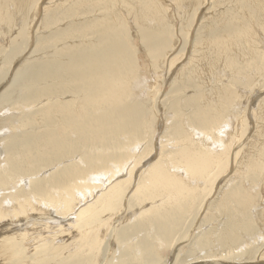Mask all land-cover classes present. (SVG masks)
Listing matches in <instances>:
<instances>
[{"label": "bare ground", "instance_id": "obj_1", "mask_svg": "<svg viewBox=\"0 0 264 264\" xmlns=\"http://www.w3.org/2000/svg\"><path fill=\"white\" fill-rule=\"evenodd\" d=\"M70 1L72 0H63L64 5L55 6L50 0L48 3L52 4L47 6L40 16L47 19L50 8L54 10L65 8ZM73 1L83 5L81 8L83 11L89 9L88 5L86 7L87 1H94L93 11L99 12L84 11L81 14L74 11L78 8L72 9L77 14L65 18L57 29L66 32L71 28L83 33L77 34L78 37L67 36L59 39L57 33L60 32H55L57 29L49 31L48 35H54L59 40L57 42L54 39L53 42L56 44H52L53 47L49 48L50 57L45 59L46 62L38 63L37 60H31L29 68L21 67L22 61L19 57L26 53L33 55L35 51L26 52L25 48L21 52L24 46L21 44L22 40L26 35L28 36L24 27L17 26L18 28L13 29L16 35L9 42V47L7 42H4L8 49L3 50V47H0L1 66L21 53L16 58V62L9 67L6 75L15 72L11 83L17 85L13 86H17L19 91L24 87L30 88L28 97H38L30 104L35 109L25 122L33 128L44 127L43 137L46 146L42 149L34 133L24 134L21 138L9 134L3 137L0 135V144L5 141L0 153H3V161L9 165V169L0 167V262L45 264V260L65 254L57 264H169V260L171 264H264V248L262 250L258 248L259 237L255 236L254 231L260 225L258 217L256 216L255 220L250 216L237 218L225 205L226 200H232L239 207L248 206L251 198L256 196L254 187L257 184H252L249 188L253 195L242 183H235L229 188L225 198L218 201L219 205L215 207L227 215L224 222L217 223L218 229L216 226L205 231L201 228L203 225L197 224L200 221L198 218L203 220L202 216L208 217L209 209L215 206L218 200L213 198L208 201L217 177L214 181L205 178L204 162L210 159L205 156L207 152L201 149L217 151L226 146V149L231 151L242 140L241 138L240 141H235L234 137L229 143L231 136H234L232 130L234 128L241 130L242 119L248 117L252 120L256 119L260 109L263 100L257 102L255 108H249L248 105H244L245 101L240 94L245 90H252L244 86L245 82L251 79L255 82L261 80L259 75L253 77L252 75L262 69L263 57L261 56L260 60V56L257 57L255 52H250L249 58L241 62L234 57V54H229L224 58V62L217 64V70L211 74L215 79L210 77L206 79L207 77L203 76L206 80L203 84H201L203 79L199 82L195 77L193 78L195 81L191 76L186 77L190 74L188 68H182L184 72L181 74L191 82L182 77L180 82H168L170 85L167 89L168 94L161 96L162 92L160 93L156 87L157 90H154L155 93L150 96L147 92L143 93L142 88L147 85L146 77L135 74L137 65L126 46L130 43L133 46L131 37L136 36L144 56L156 59L153 61L157 66L159 62L166 60V53L174 48L170 47L169 35L164 32L163 26L168 21L162 24L161 20L164 18L159 22L155 21L156 23L154 20L144 18L143 27L138 28L129 19L128 23L135 31L132 34L130 27L128 30L125 21L117 15L115 8L127 13L129 2L135 9L137 8L136 13L137 10L142 12L147 6V4L143 5L144 0H142L144 3L139 2L140 0ZM193 1L185 0L184 5H192ZM28 2L29 0H11L9 4L7 3V9H10L9 17H12L14 11H19L18 17L22 18L27 13ZM241 5L246 16L235 18L236 14H231L229 23L224 27L226 31H230L229 33L248 34L250 24L254 22L255 14L250 11L248 4L241 3ZM2 6L0 0V8ZM154 7L150 5L149 8ZM4 12L0 9L1 17H4ZM36 15L28 27H32L33 23L35 25ZM14 16L16 17L17 14ZM57 24L47 25L52 26L53 29ZM6 26L7 20L4 18L2 22L0 19V29L5 31L8 29ZM9 31L11 32L12 29ZM10 32L5 35L9 36ZM208 38L213 48L217 47L220 50L219 54L222 56L226 54L222 48L223 43L220 44L222 39L218 35H212L210 32ZM38 40L39 38L35 36L33 43L35 47ZM245 44L246 42L240 41L241 51L246 47ZM53 48L56 50H52ZM250 50L253 51L251 47ZM175 56L172 55V58L174 59ZM20 61L21 65L19 64L18 69L15 70L13 67ZM2 76L3 72L0 70V78ZM3 82L4 80L1 81L2 85ZM205 83L208 87L214 86L213 97H210L208 88L202 89L201 86H205ZM189 91L192 92L188 93ZM13 94L0 95V99L4 98V101L14 106L16 103L15 107H18V93ZM52 96H56L54 101H50ZM66 96L69 98H65ZM253 101L252 103L256 102ZM213 102L217 106L216 112L207 109V106H212ZM225 104L226 109L227 106L229 107V113L225 111ZM7 109L12 113L14 111V108ZM11 112L9 114L12 116ZM215 119H222L217 127L214 126ZM168 120H171L173 125L171 133L170 124L167 125ZM12 123L13 121L11 125L3 128L9 129V132L19 129ZM212 126L214 129L211 128ZM70 134H74L75 137L70 139ZM154 135H158L160 153L147 168H139L134 179V189L131 188L133 164L126 172L127 179L117 180L108 188H103L105 190L100 185L86 181L88 177L99 171L104 172L101 176H107L108 172L113 174L111 167L120 173L126 170L129 163L139 161L140 164L141 159L150 155V153L145 155L146 152L153 150L151 141ZM173 138H177L179 142L177 144L174 141L176 145L171 147L170 141ZM185 142H187L186 146L193 142L202 148L193 151L184 145ZM77 154L78 162H75L72 159ZM178 158L181 159L177 160ZM51 168L54 169L48 171L45 176H39L42 171ZM262 169L260 164L253 165L248 176L259 179ZM130 175L132 176L129 177ZM221 176L225 178L226 175ZM111 179L112 177H108L107 181ZM230 180V178L222 180L218 191ZM19 182H25L27 189L24 190L23 184L17 186ZM99 182L104 186V182L101 180ZM215 188L217 189V186ZM98 189H102V192H98L94 197L93 192ZM86 192L89 194L87 195ZM128 192L130 195L126 197ZM87 199L89 201L85 202ZM207 202L210 208L208 209V205L206 211L199 217ZM253 207L255 212L259 211L256 204ZM70 214L73 215V219L68 221ZM209 218L206 222H210ZM20 224L23 226L20 227ZM51 226L60 232L48 230ZM44 233L47 235L42 237ZM52 236L66 237L70 240L69 244L52 245L50 241H44L34 246L32 254L27 252L28 240L33 237H41L44 240ZM164 248L173 250L172 259L170 253L167 255L161 253Z\"/></svg>", "mask_w": 264, "mask_h": 264}, {"label": "rangeland", "instance_id": "obj_2", "mask_svg": "<svg viewBox=\"0 0 264 264\" xmlns=\"http://www.w3.org/2000/svg\"><path fill=\"white\" fill-rule=\"evenodd\" d=\"M10 1L11 0H4V1L1 0V3H3V6L0 9L4 10L5 12H4V17L0 16L1 17L0 19H2V22H3L4 18L7 20L6 28H8V29L5 31H2L0 29V42L4 44V45L0 44V47H3L2 48L3 50L8 49L7 47H9V42L16 35V34H14L15 33L14 30L16 28H18L17 26H19V27H24V30H26V34L28 32V36L25 34L26 36L24 35L25 37L22 40L21 44L24 45L25 47L22 46L21 52H22V50L24 51L25 48H26V52L27 51L30 52L32 50L33 51L35 50L33 52V55H28L26 53L27 55L23 54L22 56H20L19 59L21 58L22 63L20 61L17 65H15V67L17 66L16 68L13 67L15 70L18 69L20 63L22 65L24 64L23 66L20 64L21 67L29 68V63L32 61L37 60L38 63L46 62L45 59L50 57L49 56V51H50L49 48L53 47L52 44H56V42H53V41L57 40V42H58L59 39L67 37V36L78 37L77 34L80 35L81 33H83V31H78V30L76 31V30H73L71 28L68 29V31H66V32L58 30L57 28H59V26L62 24L61 21H63L65 18L66 19L71 18V17H69L70 15L75 16L78 12H80L81 14L84 11L99 12L98 10L93 11L94 1H87L86 7L88 5L89 9L83 11L81 9L83 7V5H81L79 2H75L72 0L66 4L65 8H60L58 10H54L53 8H50V11L47 12L48 13L47 19H44L43 17H41L43 15L42 12H44L43 10H45L47 8V6H49L52 3H55V6H57V5L62 6V5H64L62 3L63 0H59V3H57L58 0H56V1L52 0V3H48V2H50V0H29V2H28L29 4H28V8H27L28 10H26L27 13L22 18L18 17V15L20 16L19 11H14L12 13V17H9L10 16V13H9L10 9L9 8L7 9V3L9 4ZM65 1H67V0H65ZM260 1H262V0H239V1L238 0H209V1L208 0H194L192 2V5H184L185 0H146V1L144 0L145 3L142 2V0H140L139 2L144 3L143 5L147 4L146 8L144 7V11H142V12L137 10V13H136L137 8L135 9L132 5H130L129 2H128V5H129L128 10L126 11L127 13H125V11H123V10L121 11V9H119V8H115L117 15L121 16V18L125 21V24L127 25L128 30L130 27V31L132 34H134L135 31L132 30L134 28H132L130 26V24L128 23L129 19H130V22L133 25H136L138 28L143 27V22L145 21L146 18H147V20L150 19V21L154 20V22L155 21L159 22L161 18H164V20L163 19L161 20L162 24H164V21L165 22L168 21L166 23V25L168 26V29H167L166 25L163 26L164 30H165L164 32L167 35H169V40L171 42L170 47L172 46L175 49L172 48L171 50H169L166 53V55L169 54L168 57L165 55L166 60L159 62L157 64V66L155 65V62H154V61H156V59H152L150 56L149 57L151 59L144 56V52L140 49L141 46L139 45V42H138L139 39L138 38L136 39V36L132 35V37H131L133 46L131 45V43L128 46H126L127 51H129L130 54L134 57L136 65H137V68H135V74L136 75L141 74V75H144L143 77H146L145 84H147V85H144V87L142 88L143 93L147 92V94H150V96H151V94L153 95V93H155V91L158 89L160 91V93L162 92L161 96L164 94H168L169 90H167V89H169V87H170L168 82H171V81H174L175 83H177L176 81L180 82L182 80V77H183V74H181V73L184 72L181 69L182 68L184 69L186 67L188 68V71L190 73V74L186 75V77L189 76V78H190V76H191L192 79L195 77V80H199V82L202 81L203 76L205 78L207 77L206 79H208L209 77L214 78V77H212L211 74H213V71L217 70L216 69L217 64H219L220 62H224L225 61L224 58H226V56H228L229 54H234V57H236L237 59H240L241 62H244L247 58H249L250 52H253V53L255 52L254 54L257 57L260 56V60H261V56L264 59V30H263L264 29V2H260ZM40 2H42V3H40ZM205 2H206V4H205ZM38 3H39V5H38ZM241 3L248 4V6L250 7V11L255 14V18L253 20L254 22L250 24V26L248 28V31H249L248 34L234 33V32L229 33L230 31H226L224 28L225 24L229 23V20H228V19H230L229 16L233 13L236 14L234 16L235 18H240L241 16L244 18L246 16L245 14H243L245 11L243 10L244 8L242 7ZM149 4L152 5V7H154V6L155 7L153 9H150ZM187 4H189V3L187 2ZM37 6L39 7V9L41 11L38 9ZM75 7L78 8L77 11L74 10ZM203 7L204 8L206 7V8L204 9ZM10 8H11V6H10ZM158 8H160V9H158ZM72 9L77 13H75ZM36 10H37V12H36ZM64 11H65V13H64ZM59 12H60V14H59ZM66 12H68V14ZM13 14L14 15L17 14V16L15 17ZM65 14L67 15V17ZM35 15H36L35 25L33 23V25H32L33 28L31 26H30L31 27L30 28L28 26L34 20L33 18L35 17ZM57 15H58V17H57ZM169 16L171 18H169ZM73 18H76V17H73ZM139 18L141 19V21ZM41 20H43L42 23H41ZM19 22H20V25H19ZM55 22L58 23L59 25L57 24V26L55 28L51 29V27L56 24ZM45 23H46V25H45ZM15 24H16V27H15ZM47 24H49V25L52 24V26H48ZM191 26H193V27H191ZM260 26H261V28H260ZM9 29H12V31L10 32ZM54 29H57V30H55V32H58V31L60 32V33H57L58 37L60 36L59 39L56 38L54 35L53 36L48 35L49 31H52ZM261 31H262V33H260ZM7 32H10L9 36L5 35V33H7ZM173 32H176V33H173ZM210 32H212V35L216 34L220 37V39H222L220 44L222 45V43H223L222 48L224 49V52L226 53L225 55L222 56V54H219L220 50L217 47L213 48V46H212V44L208 38V36L210 35ZM10 34H12V35H10ZM1 35L4 37H2ZM181 35H184L183 36L184 38ZM35 36H36V38H39L38 44L36 45V47H35V45H33L34 40H35ZM48 36H49V38L47 39ZM177 38H179V39H177ZM27 39H28V41H26ZM175 41L177 44H175ZM240 41H241V43L246 42V44L244 45L246 47L244 48L243 51H241L240 46H239ZM4 42L5 43L7 42V44H8V45L6 44L7 47H5L6 45ZM173 45H175V46H173ZM204 45L208 48H205ZM34 47H35V49H34ZM57 47H59V46H57ZM199 47H201V48H199ZM250 47L253 49V51L250 50ZM56 48H53L52 50H56ZM235 48H236V50H235ZM172 50H173V52H172ZM170 52L172 54H170ZM208 52H209V54H208ZM39 53H40V55H39ZM20 54L21 53H19V55ZM175 54H176V56H175ZM172 55L175 56L174 59L172 58ZM201 55H202V57H201ZM18 56L16 55L11 60H8L9 64H8V62L3 64L2 66L0 64V67H1L0 70H1V72H3V76L0 78V92H1L0 95H3V94L4 95H14L13 93H16V94L18 93V97H19L18 101H17L18 107H15L16 103L14 106L10 102L4 101V98L0 99V135L3 137L5 135L9 134V136H15L17 138H21L24 136V134L34 133L38 137L42 149H45L46 148L45 139L43 137L44 127L40 126V127H34L33 128V127H30L25 122V119L29 115H31L32 110L35 109L30 104L33 101H35L38 97H35V98H29L28 97V93H30V90H31L30 88H25V87L22 89L20 88L21 90L19 91L17 86H13L14 84L17 85L16 83H14V84H13V82L11 83V79H13L15 72H13L11 75L9 73H8V75H6L9 67L12 65L13 62L14 63L16 62V58ZM35 56H37V57H35ZM1 58L2 57L0 55V63H1ZM22 58H23V60H22ZM214 58H215V60H213ZM253 58H256V57H253ZM157 59H158V57H157ZM172 59H173V61H172ZM144 60H145V62H144ZM199 60H200V62H199ZM150 61H152L151 64L149 63ZM215 61H216V63H215ZM217 61H218V63H217ZM23 62H25V63H23ZM188 62H189V64H188ZM196 63H197V65H196ZM161 68L163 69V71H161L162 70ZM139 70H142L143 72L145 71L144 72L145 74H143L142 71H140V72H142V73H140ZM170 71H172V73H170ZM192 73H193V75H192ZM170 74L172 76H170ZM194 74H196L197 76L196 75L194 76ZM198 74H200V75H198ZM206 74H208V75H206ZM253 76H258L259 79H261V80L255 82L254 79H251V80L245 82L244 86L248 89L251 88L252 90L248 91V90L244 89L245 90L244 93L241 92V94H240L241 98H242V100L245 101L244 105H248L249 108H255L257 102H259L261 100H263V101L260 104V109L258 110V113L256 112L257 113V116H256L257 120L256 119L252 120L249 117L244 118V120L242 119V121H241V127H240L241 130L236 129V128H234L232 130V133L234 134V136L233 135H232L233 137L231 136L229 143L233 140L234 137H235V139H234L235 141H240L242 138V140L237 143L236 148H233L231 151L230 150L228 151V149H226V146H225L224 148L217 149V151H208L205 148H202L193 142L188 143V146H186L187 142H185L184 145L186 147L193 149V151H199V149L202 148L201 150L203 152H207L205 156H208V158L210 160L204 162V165H205L204 173H206V177H205V175H204V177L207 178L209 181H211V180L214 181L215 178L217 177V180L213 184V187H212L211 197L208 201H211L213 198L218 199V200L216 201L215 206L213 205L212 208H210L209 202H207L208 204L205 205V207L203 208L204 210L201 211V214L199 217H201L203 215V213L206 211L207 206L209 205L208 209L209 208L210 209L208 211L209 212L208 217L202 216L203 220H201V218H198V220H200V221H198L197 224L200 223V226L203 225V226H201L202 230L208 231V229L210 227H216L217 223L224 222L226 220V217H227L226 213L224 211H220L219 209L217 210V208H215V207L217 206L218 201H222L225 198L224 197L225 193L229 190V188L235 183H242L244 188H246L247 191L249 192L250 191L249 188H251L252 184H257L254 187V191L256 193L255 197L258 199H255V197H252L248 206H246L244 208L239 207L237 205V203L235 201H232V200H226L225 205L234 212V215H236L237 218H240V217L244 218L246 216H250L253 220H255V217L256 216L258 217V222H260V225H259V227L255 228L254 231H255V236L259 237L258 241H257L258 248L260 250H262L264 248V89H263L264 88V78H263L264 77V63L262 65V69L258 70L257 73L254 72L252 77ZM6 78H7V81H6ZM176 78H177V80H176ZM183 78L186 81L191 82V81H189V78H185V76ZM165 79H167L168 81ZM3 80L5 83L3 82V85H2L1 81H3ZM156 80H157V82H155ZM27 81H28V79H27ZM204 82H206L205 79H203V82L201 84H203ZM7 83H8V85H7ZM22 84L24 85V83H22ZM26 86H29V85H26ZM199 86H200V84H199ZM211 86H213V85H211ZM156 87H157V89H156ZM201 87L203 90L205 88H208L207 91L210 92V94H209L210 97H213L212 93H214L213 92L214 86L212 88V87H208L206 84L205 86H201ZM257 88L261 89V91H259ZM8 89H9V91H8ZM128 91H129V89H128ZM9 92H11V93H9ZM190 92H192V91H189L188 93H190ZM54 98H56V96H52L50 98V101H54ZM65 98H69V96H66ZM253 100H255L256 102L252 103ZM204 102H205V100H204ZM7 106L9 108H14L13 113L7 109L8 108ZM216 107L217 106L213 102L212 106H207V109L209 111L213 110V112H216L215 111ZM224 108H225V111L229 113V111H228L229 107L227 106V109H226V104H225ZM10 112L13 114L12 116L9 114ZM14 114H16V115L14 116ZM169 115H171V113ZM221 120L215 119L214 126L217 127L219 125L218 123ZM12 121L15 124V127H19V129L11 130V132H9V129L3 128V127L11 125ZM162 123H163V121H162ZM167 125L170 126L169 132L171 133L172 126H173L171 124V120L167 121ZM150 126H152L151 122H150ZM211 128H213V126ZM245 128H247V129H245ZM227 130H228V128L226 129V131ZM239 136H241V137H239ZM69 137H70V139H73L75 137V135L70 134ZM158 139H159L158 135L153 136V141H151V144H153V150L151 152H149V150L146 152L145 155H147L149 153H150V155H147L148 158H147V156H145L146 159H145V157L143 159H141L140 164H139V161H136L135 163L134 162L129 163L126 170H124V172L121 171L120 173H118L117 172L118 170H115L114 167H111L112 171H114L113 174L108 172L107 176L106 175L101 176L102 173H104V172L99 171V172L94 173L92 175V177H88L86 181L89 183L95 184V185H100L102 187V189L103 188L106 189L117 180H121V179H125V178L127 179L128 175L126 172H127L128 168H130V165L132 166V164H133L132 171H134L133 173L135 175L133 174V177L131 178V180L133 179V184H132L133 187L131 186V188L134 189V179L136 177V174H137V171L139 170V168H141V167L147 168L158 157V155L160 153V150H159L160 146L158 144ZM171 140H172V141H170L172 143L171 147H174L176 145V144H174V141L177 144L179 142L177 138H173ZM4 146H5V141L0 144V149L4 148ZM204 154L205 153H203V155ZM71 155H73V154H71ZM78 156H79L78 154L75 155V157L72 160H74L75 162H78L77 161ZM180 159L181 158H178L177 160H180ZM56 160H58V159H56ZM69 162H70V160H69ZM232 162H233V166H231ZM64 163H68V162H64ZM135 164H138L139 166L135 165ZM256 164L262 165V168H263L261 170L262 173L259 176V179L258 178H252V177L248 176L250 174L249 173L250 169H252V166L256 165ZM0 167L3 169H6V168L9 169V165L5 161H3V153H0ZM53 169L54 168L44 170L39 174V176H45L48 173V171H51ZM223 171H224V173H222ZM220 173H221V175L225 174L226 175L225 178H223V176L219 175ZM131 176L132 175H130L129 177H131ZM108 177H110V178L112 177V179L107 181ZM226 178H230L231 180L226 184V186H224L221 190L218 191L219 187L222 185V182ZM256 179H257V181H256ZM261 179H263V180L261 181ZM99 180L104 182V186L101 185ZM216 183L218 185H216ZM20 184L24 185V190L27 189V185H25V182H22V183L19 182V184L17 186H19ZM215 185L217 186V189L215 188L216 187ZM102 189H98V190L94 191L93 196L95 195L94 197H96L98 192H102L101 191ZM105 189H103V190H105ZM86 193H87V195L89 194V192H86ZM251 193L253 195V192H251ZM129 195H130V193L128 192L126 197H128ZM259 200H260V202H259ZM88 201H89V199H87L85 202H88ZM255 204L258 206L257 208L259 209V211L257 210L255 212V208L253 207ZM222 205H224V202H222ZM215 211H216V213H215ZM218 211H220V213H218ZM209 217H212V219L213 218L214 219L210 220ZM207 218H209L210 222H206ZM72 219H73V215L70 214L68 216V221H70ZM54 221H57V220H54ZM241 222L242 221H239V223H241ZM62 224H64V222ZM22 226H23V224H20V227H22ZM218 228H219V225L217 226V229ZM51 229H53L56 232H60V230H58L57 228H52V226L48 230H51ZM46 235H47V233H44L42 235V237H44ZM44 241H48V242L50 241L52 243V245H64V246H66L69 244L68 242L70 240H67L66 237L62 238V237H57V236H52V237L46 238L44 240H42L41 237H33L32 239L28 240L26 243L27 252L29 254H32L34 246L37 244H40ZM161 253H163V255H167L168 253H170L171 254L170 258L172 259V253H173L172 249L169 251V249L164 248V249H162ZM64 257H65V254H63L62 256H59L57 258H52L51 260L50 259L45 260L44 262H45V264H57V262ZM170 262H171V260H169L168 263L171 264ZM0 264H3V263L0 262ZM13 264H20V263H13Z\"/></svg>", "mask_w": 264, "mask_h": 264}]
</instances>
